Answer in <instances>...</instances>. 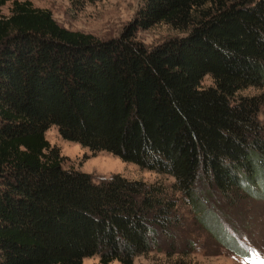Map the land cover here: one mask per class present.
I'll list each match as a JSON object with an SVG mask.
<instances>
[{
    "label": "trees",
    "instance_id": "1",
    "mask_svg": "<svg viewBox=\"0 0 264 264\" xmlns=\"http://www.w3.org/2000/svg\"><path fill=\"white\" fill-rule=\"evenodd\" d=\"M160 23L182 34L154 47L136 39ZM249 87L264 88V0H144L108 40L29 0H0V264H87L96 254L134 264L176 228L179 198L239 250L197 185L234 207L264 198V93L240 96ZM52 126L174 180L96 182L66 169L46 138Z\"/></svg>",
    "mask_w": 264,
    "mask_h": 264
},
{
    "label": "rangeland",
    "instance_id": "2",
    "mask_svg": "<svg viewBox=\"0 0 264 264\" xmlns=\"http://www.w3.org/2000/svg\"><path fill=\"white\" fill-rule=\"evenodd\" d=\"M35 7L51 11L55 20L63 27L93 34L100 40L119 37L134 21L144 0H29ZM12 3L3 7L5 15L10 14ZM182 31L168 24L160 23L149 29H137L136 39L148 47H154L165 40L181 35ZM203 84H213L210 76ZM264 93V88L249 87L240 96ZM264 131V105L257 114ZM46 138L57 147L66 169L89 173L100 182L120 174L134 180L148 183L173 182V178L126 162L106 151H92L82 144L63 138L56 126L46 131ZM197 188L207 191L205 204L217 213L230 238L239 246L234 250L230 243L222 242L198 221L190 203L178 199L177 226L169 234L159 233L152 249L136 257L134 264H264V198H245L231 206L217 191L208 189L199 182ZM233 243V242H232ZM233 243V244H234ZM87 264H100V255L86 257ZM111 264H122L114 260Z\"/></svg>",
    "mask_w": 264,
    "mask_h": 264
}]
</instances>
